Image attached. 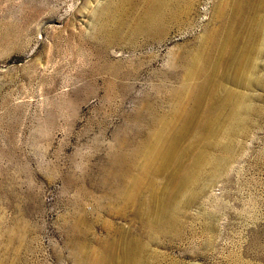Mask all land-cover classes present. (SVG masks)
<instances>
[{
	"label": "rangeland",
	"instance_id": "1",
	"mask_svg": "<svg viewBox=\"0 0 264 264\" xmlns=\"http://www.w3.org/2000/svg\"><path fill=\"white\" fill-rule=\"evenodd\" d=\"M0 264H264V0H0Z\"/></svg>",
	"mask_w": 264,
	"mask_h": 264
},
{
	"label": "bare ground",
	"instance_id": "2",
	"mask_svg": "<svg viewBox=\"0 0 264 264\" xmlns=\"http://www.w3.org/2000/svg\"><path fill=\"white\" fill-rule=\"evenodd\" d=\"M128 1H131V2H133V1H135V0H119V7L120 8H123V7H125V4L128 2ZM161 17H162V15H160L159 17H156V18H154V19H151L152 21V23L154 24H157L158 22H159V20L161 19ZM138 31L139 32H147V31H149V30H145V29H143V28H139L138 29ZM200 59V58H199ZM204 61V60H203ZM194 63V62H193ZM201 64V63H200ZM193 65V64H192ZM194 65H197V64H194ZM201 66V65H200ZM192 67L193 66H191V69H192ZM197 67V66H196ZM193 69H195V70H197V68H193ZM198 71V70H197ZM200 71V70H199ZM191 72V71H190ZM189 72V73H190ZM192 72H193V70H192ZM191 72V73H192ZM194 74H196V73H194ZM193 74V75H194ZM198 75V74H197ZM188 77H189V75H188ZM189 79V78H188ZM190 79H191V77H190ZM195 79V78H194ZM186 89V88H185ZM183 91V90H182ZM184 92H185V90H184ZM179 93V92H178ZM182 92L180 91V93L179 94H181ZM200 93V92H199ZM184 94V93H183ZM204 94V93H203ZM185 95V94H184ZM181 96V95H180ZM180 96L178 95V100H179V104L178 105H180ZM185 97V96H184ZM175 99H177V98H175ZM178 100H175V101H178ZM177 103V102H176ZM177 105L175 104V106L174 107H176ZM181 106V105H180ZM182 107V106H181ZM177 108V107H176ZM175 108V109H176ZM179 110V109H178ZM181 111V110H180ZM180 111H177L176 110V112L179 114V112ZM173 112H174V109H173ZM169 116V115H168ZM174 116V115H173ZM170 117V116H169ZM168 117V118H169ZM175 117V116H174ZM173 118V117H172ZM177 118V117H176ZM165 119V118H164ZM168 120V119H167ZM166 120V121H167ZM174 120V119H173ZM170 122V121H169ZM172 122V121H171ZM175 125H181V120L180 119H176L175 121ZM165 124H167L168 125V123H165ZM164 124V125H165ZM166 125V126H167ZM174 125V126H175ZM178 125V126H179ZM167 127H170L169 125L167 126ZM172 127V126H171ZM175 129H177V127L175 128ZM178 129H180L179 127H178ZM182 129V128H181ZM174 130V129H173ZM173 130H172V132H173ZM175 131V130H174ZM176 131H178V130H176ZM175 131V132H176ZM174 134H176V133H174ZM178 134V133H177ZM170 140V139H169ZM158 141V140H157ZM160 142V141H159ZM168 143V142H167ZM163 144V143H162ZM158 145H160V143H154L152 146H150L149 147V149L146 151L148 154H150L149 155V164L152 166H154V165H162V167H167V165H172V164H177V165H181L182 163H181V161H182V157L180 156L181 155V152H179L178 153V155H173V156H166L165 155V153H164V156H161L159 153H158V149H159V146ZM165 146H166V144H165ZM194 147L196 148L197 147V143H194V144H192V151H194ZM146 150V149H145ZM165 150H166V148H165ZM191 150V149H190ZM160 151V150H159ZM168 152H169V150H168ZM195 152V151H194ZM197 152V151H196ZM143 153H145V152H143ZM169 154V153H168ZM117 155V154H116ZM115 155V156H116ZM135 155V154H134ZM118 156V155H117ZM117 156H116V158H117ZM129 156V155H128ZM128 156H127V158H128ZM137 156H138V154H137ZM129 157H131V156H129ZM132 157H134V156H132ZM195 157V156H194ZM115 158V157H114ZM113 158V159H114ZM116 158L114 159L115 161H116ZM127 158L125 159V160H127ZM196 158H197V154H196ZM135 161V160H134ZM134 161H132V162H134ZM118 162H119V160H118ZM127 163H128V161H127ZM148 163V162H147ZM119 164V163H118ZM131 164V163H130ZM133 165V164H132ZM160 165L158 166V167H160ZM157 167V166H156ZM199 168H200V165H199V162H198V158L196 159V162H194L193 164H192V167L189 169V171H188V173H187V175H186V178L184 179V180H182L181 181V186H180V192H179V194L181 193V191H182V187L185 185V184H187L188 182L191 184V185H194L195 184V182H196V176H197V173H198V171H199ZM140 169V168H139ZM164 170V169H163ZM159 171V170H158ZM136 184V183H135ZM137 185V184H136ZM133 189V188H132ZM136 189V188H135ZM138 193V192H137ZM124 194V193H123ZM140 194H142V193H140ZM144 194V193H143ZM178 194V195H179ZM139 195V194H138ZM113 196V195H112ZM123 197V196H122ZM110 199V198H109ZM124 201V200H123ZM109 202V201H108ZM135 243V242H134ZM129 247V246H128ZM128 247H126V248H128ZM132 247V246H131ZM133 248V247H132ZM129 250H130V247L128 248ZM127 250V249H126ZM133 250H134V248H133ZM134 252V254H135V256H136V254H137V251H133ZM112 256V255H111ZM133 257V256H132ZM131 257V255H130V258H132ZM110 258V257H109Z\"/></svg>",
	"mask_w": 264,
	"mask_h": 264
}]
</instances>
